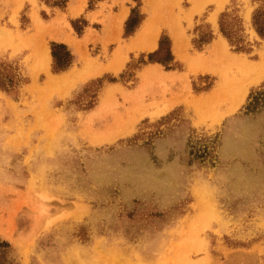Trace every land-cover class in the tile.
Masks as SVG:
<instances>
[{
    "label": "rangeland",
    "instance_id": "rangeland-1",
    "mask_svg": "<svg viewBox=\"0 0 264 264\" xmlns=\"http://www.w3.org/2000/svg\"><path fill=\"white\" fill-rule=\"evenodd\" d=\"M148 1L0 0V240L15 264H174L189 241L192 262L264 264V76L227 112L233 84L212 48L260 63L264 0ZM223 13L249 51L220 32ZM131 17L143 19L126 36ZM153 31L151 51L137 39ZM52 43L72 54L67 71L53 72ZM153 96L165 105L135 113Z\"/></svg>",
    "mask_w": 264,
    "mask_h": 264
},
{
    "label": "bare ground",
    "instance_id": "bare-ground-1",
    "mask_svg": "<svg viewBox=\"0 0 264 264\" xmlns=\"http://www.w3.org/2000/svg\"><path fill=\"white\" fill-rule=\"evenodd\" d=\"M151 6L154 5V3H151L150 4ZM127 11L126 12H123L120 17L118 16V22H119V26L121 27L122 26V23L124 22V20L126 19V16H127ZM118 24V23H117ZM147 25V24H146ZM148 31V30H147ZM147 33V32H145ZM144 33V34H145ZM144 34L140 35V37L137 39L140 43H142L145 38H148V40L144 43L149 50H154L157 48L158 46V39H159V32H149L146 36H144ZM255 34V33H254ZM67 37V36H66ZM175 38L177 39V37L175 36ZM67 40L71 43V45L73 46V49L76 53L77 56L81 57V51H80V48H79V43H77V41H75L73 38H67ZM138 42V43H139ZM180 42V41H179ZM179 42H178V39L175 41L174 43V51L175 53L180 56L181 52H182V49L180 48V45H179ZM222 48L224 47L223 44L221 43H218L215 45V47H212L214 48L213 49V54H222L223 58H222V65L219 66L220 68H222L225 72V74L228 76V78L230 79L231 83L233 84V91H232V97H231V102L229 103V108H228V111L227 112H230L232 111L236 105L238 104V102H240V98L241 100L243 99V97L245 96L246 92H247V87L258 81L259 79H261L263 76H264V55H263V58L261 60V62L259 63H255L254 62H251L249 60H247L246 58H243L241 56H225L223 53L224 51L219 49V48ZM141 49V48H140ZM147 50V49H146ZM219 50H221V52H219ZM212 51V50H211ZM46 54H45V57L43 58L44 59V63L45 65L46 64H49L50 61H51V57H50V54L48 55V51H45ZM214 56V55H213ZM213 58V57H212ZM204 59V58H203ZM207 59V58H206ZM217 60V58H216ZM204 61V60H203ZM211 62V61H210ZM194 64V63H193ZM207 64V63H206ZM196 66V65H195ZM207 66V65H206ZM212 66V65H211ZM88 67H90V65H88ZM94 67V66H93ZM213 67V66H212ZM218 67V66H217ZM193 68V67H191ZM195 68V67H194ZM208 68V67H207ZM113 69V68H112ZM196 69V68H195ZM194 69V70H195ZM205 69V68H204ZM218 69V68H217ZM95 69L93 68V71H90L89 69L87 70V73H85L84 75H82L80 78L81 79H85L87 77H90V76H93L95 74H97L99 71L96 70L94 71ZM100 70V69H99ZM114 70H118V68H114ZM101 71V70H100ZM205 71V70H204ZM208 71V70H207ZM217 71V70H216ZM97 72V73H96ZM151 72V71H150ZM212 72V71H211ZM75 73V70L70 72L67 76H63L62 78H53V77H50L46 83V86L47 87H51V86H56L57 84L59 83H62L63 81L66 80V78H69L71 75H73ZM166 73V72H165ZM214 73V72H212ZM63 75H66V74H63ZM225 77V76H224ZM151 78V76H150ZM147 80V79H146ZM175 80V79H174ZM224 80V79H223ZM168 81H170L168 79ZM182 82V81H181ZM221 82H219L220 84ZM170 84V83H169ZM172 84V82H171ZM180 86L182 85V83L179 84ZM161 86V85H160ZM163 87V86H162ZM145 88V87H144ZM147 88V87H146ZM162 90V89H161ZM160 90V91H161ZM230 90H232L230 88ZM147 91V89H146ZM151 91V90H150ZM172 91V90H171ZM170 91V92H171ZM179 90H174L173 89V92H177ZM220 91V90H219ZM169 94V93H168ZM172 94V93H171ZM158 95V94H157ZM231 95V94H230ZM137 96V95H136ZM165 96V94H164ZM164 96L163 98H156V96H153V102L151 104H148L147 103V100H143V101H140V103L138 102L137 103V106L138 108H140L139 112L136 111L135 113L137 114H140L142 115V113H148L150 111L151 108H160L162 105H165V102L164 101ZM167 96V95H166ZM172 96V95H171ZM170 96V97H171ZM176 97H173V99H171V103L172 102H177V98H178V94L176 93L175 95ZM220 96V95H218ZM148 97V96H147ZM169 97V96H168ZM211 98V97H210ZM215 98V97H214ZM140 100V99H139ZM150 101V100H149ZM196 101V100H195ZM169 102V101H168ZM200 102V101H199ZM212 102V101H211ZM128 103V102H127ZM130 105V104H129ZM207 105V104H206ZM210 106V105H209ZM152 110V109H151ZM126 111V110H125ZM134 112V110H133ZM131 113V112H129ZM135 113H131L135 115ZM118 121V119H117ZM120 122V121H119ZM117 122V123H119ZM131 122V119H125L122 123V126L125 128H123L125 131L129 130V124ZM127 124V125H126ZM118 125V124H117ZM126 125V126H125ZM119 126V125H118ZM122 128V127H121ZM110 130V129H109ZM111 132V131H110ZM113 132V130H112ZM206 209V208H205ZM205 211V210H204ZM191 239V238H190ZM196 244H193V242L189 241L188 243H185L183 245H181L179 247L178 252H177V257L175 258V260H173L174 264H208V260H200V261H197V262H192L190 259H189V256L186 254V250H192V249H195L196 247ZM176 250V251H177ZM175 251V252H176ZM190 253V252H189ZM172 258V257H171ZM174 258V257H173ZM191 258V257H190ZM89 263V262H88ZM92 264V263H91ZM93 264H98L97 262L96 263H93ZM100 264V263H99Z\"/></svg>",
    "mask_w": 264,
    "mask_h": 264
},
{
    "label": "trees",
    "instance_id": "trees-1",
    "mask_svg": "<svg viewBox=\"0 0 264 264\" xmlns=\"http://www.w3.org/2000/svg\"><path fill=\"white\" fill-rule=\"evenodd\" d=\"M66 1L67 0H64L62 5L66 4ZM142 19L143 18L140 17V19L136 21V18L131 17L127 21L126 31H125L126 36H130L135 32V30L139 27ZM72 25L76 29V31L80 33V30L77 29L75 22H73ZM219 25H220V32L229 41L231 45L236 47L237 51L240 52L249 51L241 35V33L244 32V29L238 17L231 18L228 13H223L220 17ZM252 27L256 32V34L262 40H264V4L254 11L252 16ZM212 37L213 36L211 32L204 34L201 39V43L202 44L209 43ZM164 43H165L164 39H161L159 52L163 50ZM168 54L171 57L170 48L168 49ZM52 57L54 60L53 63L54 73L67 71L73 63V56L68 50L67 46L64 44L52 43ZM157 61L162 64L165 63L162 60H157ZM0 89L4 91H8L6 89V85L1 82H0ZM252 98H253V94H251L249 100ZM257 104H258V98L255 97L253 98V101L249 102V106L247 108L253 110L257 107ZM10 250H11V245L6 241L0 240V264H15V262L9 258Z\"/></svg>",
    "mask_w": 264,
    "mask_h": 264
},
{
    "label": "crops",
    "instance_id": "crops-1",
    "mask_svg": "<svg viewBox=\"0 0 264 264\" xmlns=\"http://www.w3.org/2000/svg\"><path fill=\"white\" fill-rule=\"evenodd\" d=\"M78 1H79L78 3H81V2L84 1V0H78ZM117 1H118V0H117ZM121 1H124V0H121ZM149 1H152V0H149ZM149 1H148V2H149ZM173 1H176V0H172V2H173ZM190 1L192 2V6L194 5L195 8H196V7H199L201 4H204V5H205V4H207V3L209 2V0H190ZM79 5H80V4H79ZM79 5H78V6H74V5H73V6L71 7L72 11H73V12H77L78 9H79ZM201 6H202V5H201ZM128 10H129V9H128ZM128 10H124V9H123V10L121 11V14H122L123 12H126V11H127V13H128V12H129ZM121 14H120V15H121ZM128 14H129V13H128ZM128 14H127V16H126V19H127V17H128ZM74 16H76V15H74ZM126 19H125V20H126ZM125 20H124V21H125ZM122 24H123V23H122ZM143 26H144V25H143ZM121 27H122V26H121ZM50 54H51V53H50Z\"/></svg>",
    "mask_w": 264,
    "mask_h": 264
}]
</instances>
